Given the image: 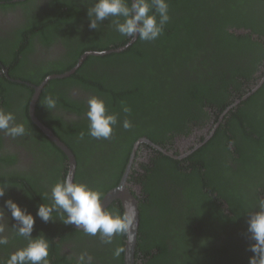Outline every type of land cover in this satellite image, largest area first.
Returning <instances> with one entry per match:
<instances>
[{
  "label": "trees",
  "instance_id": "16d2710c",
  "mask_svg": "<svg viewBox=\"0 0 264 264\" xmlns=\"http://www.w3.org/2000/svg\"><path fill=\"white\" fill-rule=\"evenodd\" d=\"M168 3L170 20L158 39L141 41L137 38L122 53L103 57L89 56L73 75L50 81L42 91L38 109L45 98L52 95L57 100L55 110L75 113L79 119L72 123L63 122L61 119L59 123L62 125L57 124L56 129L46 124L75 156L74 181L78 182L81 164L85 162L87 165V158H90L91 138L87 134L88 119L83 120V114L87 111L85 101L79 102L83 97L74 100L66 90V85H77L91 96L103 98L108 111L119 114L120 123L115 127L112 136L114 141L125 145L124 149L128 146L131 148L140 136H146L153 143L165 147L175 137H172L173 133L177 136L189 134V124L193 119L208 117L203 110L205 106H212L220 112L225 110L231 103L227 100L230 89L234 92L241 91L240 86H237L239 78L250 80L248 77L256 69L254 67L259 63L258 60L264 57V53L257 54L261 46L264 47V0H168ZM71 11L69 7L61 5L54 16L60 22L78 21V12ZM48 16L53 20L51 13ZM100 27V30H89L90 33L80 39L85 50L104 51L122 46L129 40L115 31L110 20L102 22ZM235 31L245 34H237ZM40 33L46 37L44 31ZM78 56L72 61V65L77 63ZM250 65L253 67L250 68ZM65 69L56 74L65 73ZM71 69L68 67L66 71ZM42 78L41 76L40 80ZM11 86L20 89L22 87L27 91V98H22L26 108L33 95L31 89H25L20 84ZM262 91L264 84L257 95ZM251 99L254 101V96ZM263 99L264 97L259 98L251 105L249 100L243 107L239 106L236 111H230L231 116L225 124H221L211 140L187 158L195 163L191 173L179 174L177 169L181 161L160 154L153 175L161 181L164 179V184L168 183L169 187L179 184L180 190H165V186L155 187L153 194L149 190L148 200H152V205L158 212L155 216L160 218L154 227L163 225L166 229V234L161 233L158 238L166 235V238L177 241L171 252L162 243L163 247L154 257L155 264H248L253 253L248 250L251 241L247 239V229L242 228V217H247V212L255 205L253 185L256 186L257 193L263 194L261 190L264 189V112L257 107ZM121 102L131 108L130 114L122 112ZM191 114L194 116L187 120ZM125 118L132 122V127L127 130L122 127ZM225 127H229L237 136L229 137L230 140L226 143L219 142ZM177 130L178 133H175ZM81 133H84L83 138ZM41 137L65 172L66 156ZM231 141L237 157L232 156L230 165L228 163L223 166H228L229 174L220 176L218 170L222 161L235 154H230L229 151L228 143ZM213 149H218L220 153L208 160L207 154L211 155ZM125 162L126 160L121 162V170ZM85 172L86 170H81V177ZM50 181L56 183L62 180L52 177ZM5 182L9 185L8 190L25 187L21 192L29 197L30 200L25 199L29 205L20 200L19 203L27 211L35 210L40 203H49L42 199L40 191L31 180L27 184L15 183V177H2L0 174V184ZM28 186L33 192L34 201L29 195ZM8 190L7 197L10 196ZM35 190L40 193L39 196ZM205 190L207 191L204 192ZM214 194L218 201H223L229 207L231 214L241 217L230 218L224 214L212 200L211 196ZM172 195L177 203L184 205V209L178 208L175 215L169 210L173 201L170 198ZM115 207V210L123 213L121 208ZM145 215L146 211L140 210L139 236L145 235L150 229V224L144 219ZM56 217L59 219L57 214ZM231 224L235 226V230ZM68 227L70 230L65 234V242L72 236L83 235L82 231L71 229V225ZM186 229L187 236L182 237ZM197 231L201 236L194 234L199 241L193 244L196 239L193 233ZM58 234L59 231L45 237L51 239L52 235ZM190 235L193 238H185ZM121 237L124 238V235L118 238ZM16 239L17 237L13 238L12 245L18 244ZM20 243L26 245L23 238H20ZM188 244L194 247L189 249ZM143 247L144 245L137 243L136 257L139 252H148L151 255Z\"/></svg>",
  "mask_w": 264,
  "mask_h": 264
},
{
  "label": "flooded vegetation",
  "instance_id": "af4514ba",
  "mask_svg": "<svg viewBox=\"0 0 264 264\" xmlns=\"http://www.w3.org/2000/svg\"><path fill=\"white\" fill-rule=\"evenodd\" d=\"M60 4L63 7H69L70 10H72V13L74 10L78 12L76 19L78 18L79 20L73 23H69V20H67V22H60L57 17L54 16L58 13V9L61 8ZM89 6V0H0V99H2L0 102L3 101L0 104V107H2L0 109L5 110L6 112H13L16 116L17 122L23 123L26 127V135L17 137L16 139H12L11 137L5 136L3 133H0V174L2 177H15V183L20 182L27 184V181L31 180L34 187H37L40 191L41 196L45 192L50 193L52 186L55 184L50 181L52 177L60 180L64 179L67 174V167L65 164L64 172L57 164L54 154L46 148V146L49 145L45 144L41 136L46 139L47 143L51 141L48 140L41 130L32 122L29 115L28 102V107L26 105V108H24L22 98H27V91L22 87L20 89L11 85H24L25 89L27 87L31 89L32 93H34L31 86L39 85L46 77L58 73L59 70L63 68L68 69V67H71L73 69L75 67L77 63L72 65V61L81 51V54L77 58V62L89 51L82 47V41H80L82 37L87 36V34L90 33L89 30H92L88 27L89 20L87 17V9ZM63 10H65V8ZM50 13L53 20L48 16ZM40 31H44L46 37L41 36ZM262 53H264V47L261 46L260 51L257 54ZM258 61L259 63L254 67L256 69L252 75L248 77L250 80L239 78L237 86H240L241 91L234 92V90L230 89V94H228L227 99L231 101L229 106L237 104L232 110L236 111L239 106L243 107L249 100L251 105L257 99L264 97V91L257 95L264 84V57ZM249 67L252 68L253 66L250 65ZM66 69L64 70L65 72L70 71H66ZM41 76L43 78L40 80ZM262 79L263 81L260 86L252 92L253 86L256 83L258 84ZM31 80L38 81L33 82ZM27 84H30V86ZM66 90L70 92L74 100H79L78 97H83L79 102L85 101L84 103L87 107V100L91 96L90 94L80 90L77 85H66ZM248 93L251 94L247 95ZM41 95L42 92L40 97ZM245 96L247 97L243 100ZM252 96H254V101L251 99ZM40 97L36 105L35 116L44 125L48 124L56 129L57 124L59 126L62 125L59 123L62 120L66 123L79 121V119L76 118L77 115L75 113L61 109L48 110L46 106H44L45 100L41 103L40 108L38 109ZM205 107L203 110L207 112L208 117L205 119L202 117L193 119L189 124L191 130L189 134L177 136L173 133L172 137H175L171 139L169 144L165 147L158 145L162 148L173 151L176 155H186L185 158L176 160L179 162L181 161V164H179L180 167L177 169V172L181 175L191 173L192 166L195 165L193 161L190 162L187 158L206 145L218 131V128L222 126L221 124H225L227 118L231 116V114H229L230 112L223 114L226 108L220 112L219 109H214L212 106H209L208 108ZM257 107L264 112V99L257 105ZM192 116H194V114H191L186 119L188 120L192 118ZM83 117V120L87 118L85 114H83ZM215 125H217L216 128H214ZM212 131V136L207 140L206 135L209 133L211 134ZM175 133H178V130L175 131ZM223 133L224 134L219 142L226 143V141L230 140L228 139L229 137L237 136L235 132H232V130L229 129V127H225ZM187 138L193 139L191 140L192 142L185 141ZM254 138L255 137L252 135L253 140ZM145 139L152 142L146 136H140L132 144L131 148L128 146L124 149L125 145L121 142L114 141L113 136H111L110 139L97 140L91 138L90 158L89 160L87 158V165L85 162L81 164L78 179V182L86 183L89 187L99 190L103 194V201L108 192L117 187L126 175L127 191L137 201L139 215L140 210L146 211L147 215L144 216V219L150 224V229L145 235H137L136 245L137 243L144 245L143 250L150 251L151 255H148V252L144 254L139 252V256L134 257V264H155L154 257L163 247L162 243H164L169 252H171L172 248L177 245V241L166 238V235L158 238L159 234H166V229L163 228V225L158 228L154 227L159 222L160 218L155 216L158 212L152 205V200H148V198L150 197L149 190L153 194L155 187L160 188L161 186H165V190H180L178 188L179 184L175 187H169L168 183L166 185L164 184V179L161 181L159 177L156 178L153 175L152 172L155 168V163L160 159V154H165L154 148L152 149V147L146 142H142V140ZM77 141L78 139H76L75 142ZM228 145L230 148V154L232 152L235 154L222 161L218 170L220 176H227L229 174L228 166H223L228 163L230 165L233 159L232 156L237 157L233 141L228 143ZM188 152L190 153L188 154ZM79 153L84 154V152ZM210 153L211 155L207 154L208 160L215 157V154L219 155L220 152L218 149H213ZM124 160H126V162L121 170V162ZM204 160L208 162L207 159ZM128 166H130V171L128 170ZM81 170H86L82 177ZM126 172L127 174H125ZM162 172L166 174L164 170H162ZM262 185L264 186V183H262ZM28 188H30V186H28ZM253 189L255 192V197H253V199L256 203L258 197H264V189L261 190L263 194L256 192L255 185H253ZM21 190H25V187L24 189H9L8 193L10 196H5L4 199L9 197L15 201L18 199V203L20 200L25 202L28 206L29 203L25 199H29V197L24 195ZM206 191L207 190L204 192ZM35 193L37 195L40 194L37 193L36 190ZM29 195L34 201V195L31 188ZM170 198H173L172 205L169 207L172 215H175L178 208L181 210L184 209V205L177 203L174 195ZM211 198L217 205H219L221 211L230 218L241 217L240 215L231 214L229 207H227L223 201H218L216 194L211 196ZM4 199H0V205H3ZM46 202L51 203L50 200H46ZM115 206L122 209L121 203L118 200L113 201L106 207V209L111 212L116 209ZM110 207H113L114 209L109 210ZM36 211L37 208L28 212L35 217ZM53 216L56 220L47 223L43 222L39 217H36L35 228L32 233V236L36 237L40 234L46 236L49 235V233L53 234L54 232L59 231L58 235H52L53 237L48 239L50 244V264H75L76 254L84 250H87L94 257L95 264H125L124 252L119 257L113 256V251L116 247L123 246L125 248V235L124 238L121 237V239L118 238L120 235L114 236L113 242L110 245L102 243L98 235L89 236L85 235L83 232L82 236H72L65 242V234L70 230V227H68V225L63 226V223L56 217V214H53ZM242 218V228L247 229L248 215L247 217ZM4 223L8 224L9 227L16 224V221L12 219L10 212L6 213ZM231 225L235 230V226L233 224ZM71 227V229H76L74 225ZM5 234L10 236V241L8 245L0 248V257L6 259L10 253L14 252L17 248L23 247V245L20 243V238L16 239L18 243L17 245L11 244L13 238L15 239L14 229H6ZM194 234H197L198 237L201 236L199 231L193 233V235ZM239 234H242V232ZM193 235L185 238H193ZM184 236H187V229L182 234V237ZM194 236L196 239L193 244L199 241L198 237L196 235ZM16 240H14V243ZM25 242L27 243L26 240ZM122 243L124 244L122 245ZM188 247L190 249L194 246L188 244ZM136 253L137 249L135 247V254Z\"/></svg>",
  "mask_w": 264,
  "mask_h": 264
},
{
  "label": "clouds",
  "instance_id": "9594fccd",
  "mask_svg": "<svg viewBox=\"0 0 264 264\" xmlns=\"http://www.w3.org/2000/svg\"><path fill=\"white\" fill-rule=\"evenodd\" d=\"M87 17L88 27L99 30L106 19L114 26L116 32L129 39L154 41L158 39L165 25L170 20L168 0H89ZM44 106L48 110L57 107V100L49 95ZM123 113L130 114L131 108L121 102ZM88 119L87 134L93 139H110L115 127L120 123L119 114L109 112L103 98L93 95L87 100ZM122 127L127 130L132 127L131 120L125 118ZM0 133L16 139L26 135V127L18 123L13 112L0 109ZM84 133H81L83 138ZM9 185L0 184V199L6 196ZM102 193L89 187L86 183L76 182L72 173L65 175L62 181L56 182L50 193L45 192L42 199L51 203H40L34 217L26 208L11 197L4 199L0 205V248L9 244L10 236L6 229H14V236L27 241L26 245L17 248L5 259L0 257V264H50L49 240L44 235L32 236L35 219L43 222L55 221L56 213L65 225H75V228L85 235L99 236L104 244H112L114 236L125 235L131 239L134 217L127 211H108L102 202ZM10 212L16 224L9 227L4 223L6 213ZM247 239L251 241L249 251L253 253L248 264H264V197H258L253 209L248 211ZM125 248L118 246L113 251L114 257H119ZM75 264H95L94 257L87 251H81L75 256Z\"/></svg>",
  "mask_w": 264,
  "mask_h": 264
},
{
  "label": "water",
  "instance_id": "95a60500",
  "mask_svg": "<svg viewBox=\"0 0 264 264\" xmlns=\"http://www.w3.org/2000/svg\"><path fill=\"white\" fill-rule=\"evenodd\" d=\"M235 33H237V34H245V32H240V31H235ZM136 40L137 39H134V40L129 39L122 46H119V47H116V48H111V49L104 50V51H88L87 53H85L81 57V59L77 62L75 67L73 69H71L70 71L62 73V74L49 75L39 85L31 86L33 88V90H34V93H33L32 97H31V100H30V103H29V115H30V118H31L32 122L41 130L43 135L48 140H50L66 156V158H67V173L71 172L73 179H74L75 170H76V160H75L74 154L54 134V132L50 128H48L46 125H44L42 122H40L35 116L36 105H37V102L39 100L40 94L43 91V89L45 88V86L50 81L65 79V78L71 76L73 73H75L77 71V69H79L80 66L83 64V62L85 61V59L87 57H89V56L103 57V56H107V55H110V54H113V53L114 54L122 53V52L126 51ZM262 81H263V79L261 81H259L258 84L256 83L253 86L252 92H254L260 86ZM27 85L30 86V84H27ZM250 94L251 93H248L247 95H250ZM246 97L247 96H245L243 98V100L246 99ZM237 103H239V102H237ZM236 105L237 104H232L231 106L226 108V110L223 112V114L229 113L232 109H234V107ZM216 127H217V125L214 126V128H216ZM212 133H213V131L211 132V134L209 133L210 135L209 134L206 135V139L207 140H208V138L210 139V137L212 136ZM191 140H193V139L187 138L185 141L192 142ZM142 142H146L152 148L156 149L157 151L165 154L166 156H168V157H170L172 159L181 160V159L186 157L185 154L176 155L173 151L168 150L166 148H162V147H160L158 145H155V144H153L152 142H150V141H148L146 139L142 140ZM196 147H198V146H196ZM189 153L190 152H188V154ZM128 170L130 171V166H128ZM125 174H127V172ZM116 200H118L121 203V207L123 209V212L127 211L130 216L134 217V225H133V230H132V233H131V239H129V237L126 236L125 252H124V262H125V264H134L135 247H136V242H137V235H138V228H139L140 219H139V211H138L137 201L127 191V188H126V175L123 177V180L120 182V184L117 187L113 188L111 191L108 192V194L104 197L102 202L104 204V207L106 208L113 201H116Z\"/></svg>",
  "mask_w": 264,
  "mask_h": 264
},
{
  "label": "bare ground",
  "instance_id": "6f19581e",
  "mask_svg": "<svg viewBox=\"0 0 264 264\" xmlns=\"http://www.w3.org/2000/svg\"><path fill=\"white\" fill-rule=\"evenodd\" d=\"M153 149V148H152Z\"/></svg>",
  "mask_w": 264,
  "mask_h": 264
}]
</instances>
